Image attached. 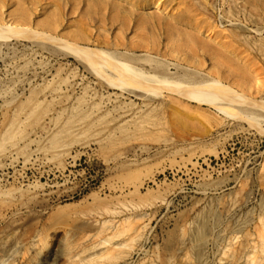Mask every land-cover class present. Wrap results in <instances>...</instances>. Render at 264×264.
Listing matches in <instances>:
<instances>
[{
  "label": "rangeland",
  "instance_id": "374dc122",
  "mask_svg": "<svg viewBox=\"0 0 264 264\" xmlns=\"http://www.w3.org/2000/svg\"><path fill=\"white\" fill-rule=\"evenodd\" d=\"M188 1L192 10L182 12L177 0H120L127 11L107 15L124 23L112 27L105 18L96 21L102 13L88 14L84 5L74 11L69 1L0 0V23L51 31L39 21L56 10L61 17L53 32L91 46L123 31L153 39L165 30L172 49L134 47L130 52L149 56L123 57L179 77L188 69L167 61L181 56L179 62L189 64L183 59L191 55V65L264 97V0ZM12 11L30 14V22ZM159 94L111 88L66 48L0 38V232L8 228V243L26 240L12 264H72L63 231L53 229L37 244L34 236L67 222L78 234L98 231L100 239L116 242L114 234L138 214L148 215V227L128 246L131 255L92 254V242L72 255L84 257L81 264H165L181 236L196 229L190 222L197 213V233L235 219L249 223L239 240L228 233L224 245L234 252L213 253L208 264H264V247L242 250V236L257 232L264 217V126L227 121L192 102L182 106L172 89ZM206 187L213 191L197 206ZM233 196L239 208L228 216L226 201ZM188 251L187 244L175 264H199L200 252Z\"/></svg>",
  "mask_w": 264,
  "mask_h": 264
},
{
  "label": "bare ground",
  "instance_id": "6f19581e",
  "mask_svg": "<svg viewBox=\"0 0 264 264\" xmlns=\"http://www.w3.org/2000/svg\"><path fill=\"white\" fill-rule=\"evenodd\" d=\"M69 1L73 4V10L83 9L79 8L80 5L86 6L88 14L92 10L97 11L100 15L103 14L96 21L103 23L104 18L112 27H119L118 24L124 23V20L116 16L107 15V11L126 12V5L120 2V0H63ZM131 4L135 2H156V0H126ZM179 7L182 4L185 5L182 12L192 10V5L188 0H177ZM44 9H47L43 7ZM107 9V10H106ZM56 11V10H55ZM55 11L50 13L48 19L39 21V24L49 26L51 31H44L37 28H29L17 23H0V38L9 39L13 36L26 38L32 42L39 43L47 48L58 49L66 48L69 53H72L77 58L85 61L94 72L98 74L101 79H104L111 88L129 90L140 95L159 96L160 90L163 88L172 89L178 92L181 99L177 102L186 106L189 102L195 103L199 106H208L217 110L222 114L227 121L230 119H237L241 122H257L258 125L264 126V97L258 98V96L249 93V88L245 87L242 83L234 81V83L224 81L216 72L202 71L197 66L191 65L193 61L190 58L191 55H187L183 60H186L189 64H182L181 56L176 59H169L167 61L168 66L171 65L177 67L187 68L185 75L176 77L170 75L169 71H159L150 66L135 65L132 64L126 57L123 56H149L148 54H137L130 52L134 47H146L153 49H160V47H166L172 49V45L166 43V38L163 32L153 39H149L146 36L141 37H129L125 31L123 34L116 35L114 39L106 36L103 37L102 42L104 45L91 46L88 44H82L77 41L70 40L68 37L62 35H56L53 31L58 28L57 22L60 17H57ZM72 11V12H74ZM106 11V12H104ZM131 14L135 13V10L128 11ZM0 14L1 13L0 11ZM106 14V15H105ZM11 16H18L20 22H30V14L20 11L10 12ZM52 17V18H51ZM56 17V19H55ZM137 27H139L137 25ZM122 45L126 50L114 49L110 46ZM110 45V46H105ZM130 47V48H129ZM180 58V59H178ZM164 61L167 59L163 58ZM171 79V80H169ZM183 99V100H182ZM244 128L243 124H239ZM212 187H206L201 191L203 198L197 203V206H204L212 193ZM239 208L238 200L233 196L226 201V215L230 216ZM195 212V211H194ZM197 213V212H195ZM196 219L190 222L193 231H189L184 236H181L177 253H182L188 244L190 255H193L196 251L200 252L199 264H208L212 254L218 255L220 252L227 254L234 250L229 246H225V239L228 233L233 234L234 239L239 240L241 233H244L248 228L249 223L242 219H235L229 226L215 225L213 232L209 233H197L200 227V214H196ZM148 215L138 214L131 221L123 224L121 229L114 234V237H119V241L113 242L111 238L100 239L101 232L89 233L85 232L78 234L75 232L73 225L63 222L58 225L45 229L42 233L37 234L32 239V244L40 243L45 237L49 236L53 229H59L65 234V251L69 254V260L72 264H81L84 261V257L75 254L84 244L92 242L90 252L95 254L101 250H113L119 253H127V248L134 242L142 240L146 228L148 227ZM257 232H247L242 239L243 249L253 252L260 246L264 247V217L259 219ZM8 228L3 229L0 232V264H12L18 248L23 247L26 244V240L21 237H15L11 242H7L9 236ZM213 250V251H212ZM132 252H128L131 255ZM168 253L166 256L165 264H175L176 254ZM109 260L108 262L112 263ZM234 264H237L235 262Z\"/></svg>",
  "mask_w": 264,
  "mask_h": 264
}]
</instances>
